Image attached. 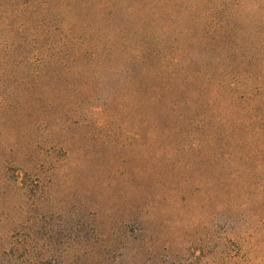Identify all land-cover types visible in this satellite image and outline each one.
<instances>
[{
	"label": "rangeland",
	"instance_id": "374dc122",
	"mask_svg": "<svg viewBox=\"0 0 264 264\" xmlns=\"http://www.w3.org/2000/svg\"><path fill=\"white\" fill-rule=\"evenodd\" d=\"M131 3L48 0L46 10L42 0H0V264H264V104L235 90L232 101L190 107L202 161L181 172L195 179L141 181L156 144L121 72L36 60L61 46L90 59L117 29L125 51L141 38L163 55L172 43L174 53L193 48L213 1L147 0L135 15ZM240 3L232 35L246 55L264 41V0ZM140 230L152 238L148 256L136 253Z\"/></svg>",
	"mask_w": 264,
	"mask_h": 264
},
{
	"label": "trees",
	"instance_id": "16d2710c",
	"mask_svg": "<svg viewBox=\"0 0 264 264\" xmlns=\"http://www.w3.org/2000/svg\"><path fill=\"white\" fill-rule=\"evenodd\" d=\"M135 1L132 0L133 4L131 3L129 6H133V8L131 7L127 11L143 13L141 11L146 7L147 0ZM209 1H213V3L209 4L205 11H202V20L198 21L202 23V27L196 34H191L196 43L194 45L191 42L194 49L186 48L182 43L183 49L180 51V47L177 53H174L171 51L175 48L172 43L168 55L158 54L144 51L146 45L141 38L134 40V46L125 51L127 45L122 44L121 39L119 40V34L116 33L119 32L117 31L119 29H117L113 33L114 38L110 45L104 49L98 46L93 48V56L99 54L97 58L93 56L91 58L90 54V59H88L85 50L83 52L82 49L74 46L72 49L59 47L64 52L63 54L60 51L51 53L52 50H47L45 56L37 54L40 59L36 60L42 63L64 64L68 60L66 64L71 66L83 59L86 62L97 64L100 68L121 72L119 76L124 86L131 88V94L136 95L138 104L142 108L140 114L142 128L153 135L152 140H155L156 144H152L157 157L156 163H152L153 167L149 174L144 168L146 173L142 171L140 174L141 181L155 183L162 179L177 185L188 180L192 182L195 179L191 176L187 177L181 172H184V168L187 167L193 169L194 163L200 168L202 161L200 159L202 149L200 138L196 137L193 139L194 142L189 140L193 137L189 134V129L193 133L201 132V126H192V120L187 114L190 107V111L193 113V107L198 110L201 107L207 106L208 108L214 104L219 105L223 99L232 101L236 91L251 96L248 99L249 106L255 107L264 104V100L258 98L260 97L259 93L264 91V70L262 69L260 74L256 71L255 66V63L261 59L264 68V51H262L264 41L255 46L252 43L251 47H247L249 52L245 55V50L238 45L232 35L234 21L239 13L237 10L241 7L240 0ZM36 3L39 4L38 1ZM228 3L229 5L233 4L229 9H227ZM201 4L190 5L188 11H193L188 13L190 19L197 20L198 7ZM42 5L46 10L49 9L48 0H42ZM161 8L168 9L164 4L161 5ZM132 12L131 15H135ZM138 31H140L139 24ZM75 42L82 47L85 40L81 39L79 35L75 37ZM68 43L69 40L65 42V45ZM255 49L260 51L259 54L250 55ZM189 50H193L192 54L188 52ZM97 52L99 53L95 54ZM84 64L86 65V63ZM223 86L225 91H223ZM206 94L208 97H205ZM185 152H190L192 156L182 157ZM146 175H148V179ZM194 176L196 175L194 174ZM150 236L143 230L139 231L137 235L139 248L136 253L142 252L146 256L150 254L147 247L148 242L152 241ZM148 258L150 259L151 255ZM146 264H150V262L147 261Z\"/></svg>",
	"mask_w": 264,
	"mask_h": 264
}]
</instances>
